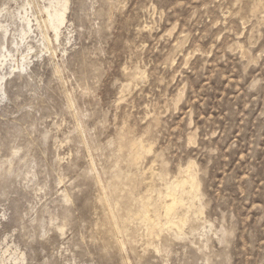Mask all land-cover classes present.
<instances>
[{
	"label": "rangeland",
	"instance_id": "rangeland-1",
	"mask_svg": "<svg viewBox=\"0 0 264 264\" xmlns=\"http://www.w3.org/2000/svg\"><path fill=\"white\" fill-rule=\"evenodd\" d=\"M50 1L0 0V264H264V0ZM190 163L181 232L116 216Z\"/></svg>",
	"mask_w": 264,
	"mask_h": 264
},
{
	"label": "bare ground",
	"instance_id": "bare-ground-1",
	"mask_svg": "<svg viewBox=\"0 0 264 264\" xmlns=\"http://www.w3.org/2000/svg\"><path fill=\"white\" fill-rule=\"evenodd\" d=\"M66 6H67V0H55L54 2L50 1L48 6L44 7V11L46 13L47 18L43 21V25L46 28L48 27L49 29H51V31L53 32V35L56 39L60 35V27L65 21L64 14H65ZM21 19L25 22L27 28L30 30V27H29V25H30L29 21L30 20H28V18L24 17L23 15H22ZM37 27L41 28L39 21H37ZM22 31L24 32V34H26L25 29H22ZM22 35H23V33H22ZM3 59H5L4 55H3ZM121 140H123V139L121 138ZM120 144L122 145V143H120ZM132 144H133V142H132ZM135 144H136V142H135ZM135 144L133 146H135ZM126 146L127 145H125V148H126ZM129 146H132V145H129ZM142 146H135L134 152H136V154H137L136 160H140L142 158L143 149H144ZM119 150L120 149H118V152H119ZM120 156H122V155H120ZM134 158H135V156H134ZM133 163H134V161L131 164H133ZM134 165H136V164H134ZM193 168L194 167L192 166L191 163L188 164L182 171H180L181 176L179 178L175 177L174 180H165V176H164L163 177V179H164V188L163 189H160V188L155 189L156 187L154 188L153 185H150L148 187V192H146L144 195H142L141 197L136 199L135 200L136 202L133 200L135 203H137V205H136L137 207L135 206L136 210L129 209L128 206H127L128 208H126V206H125L124 209H120V211L118 212V215H116V216L121 218L124 223L125 222L128 223L129 222V215H131V218H132L131 220H133L136 224L138 223V224H140V225L142 224L144 226V233L148 239H153L154 237H158L161 233H165V232L168 235L169 234L175 235V234L181 232L180 230L185 225V223L188 219L187 217L190 215V213H194V215H195V214H198V211L200 210V209L196 210L195 201H196V198L198 197L199 185H198V182L196 179V174H195ZM149 171H151V170H149ZM115 174H116V172H115ZM117 174H119V173H117ZM126 176H125V178H127ZM129 178H130V176H129ZM132 179H134V178H132ZM160 179H161V177H160ZM124 181L125 180H123V182H121V183L124 184ZM132 181H134V180H132ZM128 182H129V180L127 179V183ZM130 182H131V180H130ZM128 185L131 186L130 184H128ZM119 187H121V186H119ZM134 188H135V186H134ZM122 190L124 192V187L122 188ZM125 191H126V189H125ZM152 192L155 193V195L152 194ZM130 193H133V192H130ZM109 194L112 195L111 192ZM114 196L115 195H113V198H114ZM118 196H120V194ZM130 196H132V194H130ZM115 198H117V197H115ZM132 198H133V196L129 199L132 200ZM121 199H123V198H121ZM125 200L127 201V199H125ZM101 201H103V200L101 199ZM133 201H132V203H133ZM120 203H121L120 205H122L123 202H120ZM132 203H130V204H132ZM135 203L133 205H135ZM117 204H118V202H117ZM127 204H125V205H127ZM118 206L119 205H117V207ZM133 209H134V206H133ZM105 216H107V215H105ZM192 216H193V214H192ZM114 217H115V215H114ZM190 218H192V217H190ZM131 220H130V222H131ZM106 221L108 224L109 222H111V218L108 217ZM15 261H16V259H13V262H15Z\"/></svg>",
	"mask_w": 264,
	"mask_h": 264
}]
</instances>
